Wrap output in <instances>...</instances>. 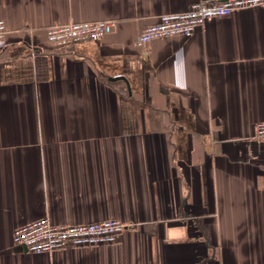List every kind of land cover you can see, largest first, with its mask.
<instances>
[{
  "label": "crops",
  "instance_id": "obj_1",
  "mask_svg": "<svg viewBox=\"0 0 264 264\" xmlns=\"http://www.w3.org/2000/svg\"><path fill=\"white\" fill-rule=\"evenodd\" d=\"M199 1L0 0V264H264V8L136 44ZM100 19L118 23L73 52L46 39ZM41 217L127 228L106 246L14 244Z\"/></svg>",
  "mask_w": 264,
  "mask_h": 264
},
{
  "label": "built area",
  "instance_id": "obj_2",
  "mask_svg": "<svg viewBox=\"0 0 264 264\" xmlns=\"http://www.w3.org/2000/svg\"><path fill=\"white\" fill-rule=\"evenodd\" d=\"M249 8H264V0H211L199 1L187 10L164 13L158 21L140 32L136 44L145 47L151 41L169 37H189L195 30L216 17ZM116 19L70 21L49 25L45 29L49 43L61 50L74 51L75 44L88 40H100L117 26ZM8 27L0 19V41L4 40ZM254 140L264 141V121L255 126ZM127 224L119 219H106L81 224H55L48 217H41L16 228L13 242L25 246L35 254L53 253L71 248L112 245L119 242Z\"/></svg>",
  "mask_w": 264,
  "mask_h": 264
},
{
  "label": "water",
  "instance_id": "obj_3",
  "mask_svg": "<svg viewBox=\"0 0 264 264\" xmlns=\"http://www.w3.org/2000/svg\"><path fill=\"white\" fill-rule=\"evenodd\" d=\"M117 79H123V80H125V78L124 77H122V76H120V77H115V78H113L112 80H117ZM25 247V246H24ZM25 249L27 250V248L25 247Z\"/></svg>",
  "mask_w": 264,
  "mask_h": 264
}]
</instances>
